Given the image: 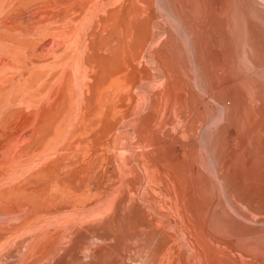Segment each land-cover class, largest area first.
<instances>
[{"label": "rangeland", "instance_id": "rangeland-1", "mask_svg": "<svg viewBox=\"0 0 264 264\" xmlns=\"http://www.w3.org/2000/svg\"><path fill=\"white\" fill-rule=\"evenodd\" d=\"M63 6L0 29V264H264V0Z\"/></svg>", "mask_w": 264, "mask_h": 264}, {"label": "bare ground", "instance_id": "bare-ground-1", "mask_svg": "<svg viewBox=\"0 0 264 264\" xmlns=\"http://www.w3.org/2000/svg\"><path fill=\"white\" fill-rule=\"evenodd\" d=\"M79 1V0H78ZM81 1H83V0H80V2ZM85 1V0H84ZM78 3V2H77ZM83 3V2H82ZM37 4H39V9H38V11H34V13H42V15L44 14V17H42V15H41V17H40V14H39V17L40 18H38V20L40 19L41 20V18L42 19H44L46 16H45V14H46V11L47 12H49L50 10L49 9H51L52 8V11L51 12H53V8H59V6H67L68 7V9H73V5H74V0H0V29H4V30H8V31H11L12 29L14 30V31H16V30H19L21 33L22 32H24L25 31V29H27L26 28V25L24 24V23H22L21 21H23V20H21V12L24 10V9H26L27 10V8H30L31 6H33V5H37ZM63 6V8H65ZM36 8V7H35ZM61 8V7H60ZM54 9V11H56ZM30 10V9H29ZM34 10V9H33ZM35 10H37V8L35 9ZM61 10V9H60ZM63 10V9H62ZM61 10V11H62ZM28 11V10H27ZM32 11V10H31ZM65 11H67V10H65ZM60 12V11H59ZM69 12V11H68ZM66 13V12H65ZM71 13V12H70ZM70 13H68L69 15H74V11L72 10V13L70 14ZM25 14V13H24ZM53 14V13H52ZM52 14L50 13V18H51V16H52ZM67 14V13H66ZM31 15H33V12L31 13ZM30 15V16H31ZM37 15V14H36ZM47 15V14H46ZM55 15H57V13L55 14ZM63 15V14H62ZM26 16V15H25ZM24 16V17H25ZM65 17H66V15H64ZM63 16V17H64ZM68 16V15H67ZM34 17V16H33ZM38 17V16H37ZM72 17V16H71ZM48 18V19H47ZM46 19L47 20H49L50 18L49 17H47ZM54 18V17H53ZM59 18V17H58ZM62 18V17H61ZM61 18H60V20H61ZM33 19H35V18H33ZM54 19H57L56 17L54 18ZM53 19V20H54ZM64 19H66V18H64ZM67 19H69V17L67 18ZM30 20V19H29ZM39 20V21H40ZM45 20V19H44ZM52 20V21H53ZM33 21V20H32ZM51 21V20H50ZM48 22V21H47ZM34 23H35V21H34ZM34 23H33V25H34ZM53 23V22H52ZM37 24V23H36ZM35 24V25H36ZM32 27V26H31ZM64 27V26H63ZM34 28V27H33ZM1 31V30H0ZM3 32H5V31H3ZM1 33V32H0ZM27 33H28V31H27ZM62 35V34H61ZM23 36H24V34H23ZM31 37V36H30ZM66 37V36H65ZM14 38V37H13ZM33 38V37H32ZM28 39V38H27ZM41 42V41H40ZM44 42V41H43ZM60 42V41H59ZM37 44H40V43H38L37 42ZM31 45V44H30ZM21 46V45H20ZM51 46H52V44H51ZM37 47L39 48V50L40 51H42V50H44L45 49V46L43 45V44H40L39 46L37 45ZM26 48V47H25ZM32 48V47H31ZM52 48V47H51ZM47 49V48H46ZM46 49H45V51H46ZM36 51V50H35ZM43 52V51H42ZM48 52V51H47ZM13 53H15L14 51H13ZM33 53V52H32ZM31 53V54H32ZM41 53V52H40ZM44 53V52H43ZM17 54V53H16ZM33 55H35V53L33 54ZM49 58V57H48ZM8 60H10V59H8ZM8 60H7V57H4V55H2V57L0 56V64L1 65H4V67H5V65H7L8 64ZM28 62V61H27ZM26 63V62H25ZM34 63V62H33ZM9 68V67H8ZM63 76V75H62ZM36 80V79H35ZM53 93H54V91H53ZM55 93H56V90H55ZM57 94V93H56ZM53 97H54V95H53ZM56 97V96H55ZM56 101V100H55ZM52 102H54L53 101V99H52ZM48 104V103H47ZM14 121V120H13Z\"/></svg>", "mask_w": 264, "mask_h": 264}]
</instances>
